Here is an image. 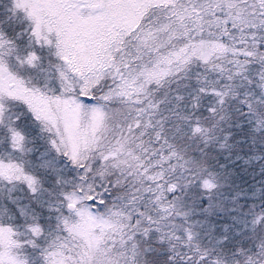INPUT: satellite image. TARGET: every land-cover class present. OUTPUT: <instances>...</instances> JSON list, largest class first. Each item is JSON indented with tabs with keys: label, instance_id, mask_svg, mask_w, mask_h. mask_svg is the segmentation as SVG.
Here are the masks:
<instances>
[{
	"label": "snow or ice",
	"instance_id": "6c2138e0",
	"mask_svg": "<svg viewBox=\"0 0 264 264\" xmlns=\"http://www.w3.org/2000/svg\"><path fill=\"white\" fill-rule=\"evenodd\" d=\"M0 264H264V0H0Z\"/></svg>",
	"mask_w": 264,
	"mask_h": 264
}]
</instances>
